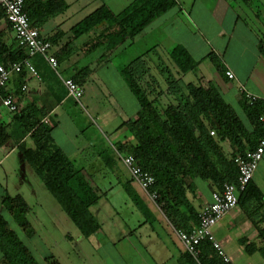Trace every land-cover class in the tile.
<instances>
[{"label":"trees","instance_id":"16d2710c","mask_svg":"<svg viewBox=\"0 0 264 264\" xmlns=\"http://www.w3.org/2000/svg\"><path fill=\"white\" fill-rule=\"evenodd\" d=\"M255 1L241 0L257 17V8L253 9ZM177 5V0H133L114 14L105 3H102L69 29L72 39L66 45L73 44L74 40L94 30V35L81 43L80 50L88 53L93 49H102L104 52L99 56L97 64L107 60L111 62L121 54L122 51L114 52L120 44L127 39H133L150 23ZM68 6L65 0L24 2V10L28 14L30 24L37 28L41 20L63 13ZM2 20L5 21L6 28L0 30V64L8 66L10 63L22 62L28 55L27 49L18 44L15 33L6 19L5 11L0 7V21ZM64 33L66 32L58 31L45 37L51 44L48 53L54 55L57 61L59 58L63 59L64 55L52 53V49ZM257 35L258 51L264 58V35L259 31ZM166 53L175 64L179 76L175 78L170 69H165L167 75L164 77L162 74L165 89L157 83L158 93H153L154 90L150 86L151 81L154 83L157 81L149 74L146 55L116 65L140 108L134 118L123 121L121 125L127 128L134 142L115 143L114 152L117 150L124 155H132L136 166L154 178V183L149 187V192L154 194V201L149 198L150 201L159 207L173 228L188 232L199 221V212L188 197V193H193L196 188L194 180L199 178L207 181L215 190H220L224 183L236 182L237 154L242 155L246 149L255 148L264 133V121L260 120V117H264V99L255 97L254 100H250L247 94L240 93L239 106L245 116L244 120L232 105L226 102L217 86L181 81L186 73L198 74L201 60H195L179 43L168 48ZM204 59L213 65L218 74L226 75L222 60L215 52L210 51ZM57 70L58 66L55 71L59 75ZM91 70L84 67L80 78L72 80L82 88L81 85ZM27 73L26 70L14 72L6 86L0 88L1 95L4 97L11 93L22 98L26 90H22L21 87L28 80ZM165 95H170L172 100L165 98ZM162 100L168 102L163 103ZM47 112V107H38L34 100L29 99L15 112H9L10 121L5 122L0 118V147L8 142L18 147L22 158L29 162L81 235L88 238L101 229V224L90 207L100 200L103 192L89 179L85 169L75 166L73 161L52 143L51 132L57 122L53 118L45 119ZM88 128L82 129L81 132L90 138L86 134ZM211 131L214 132L213 135L210 134ZM25 137L33 141L35 148L21 144ZM223 142L228 143L230 151L224 150ZM92 148L108 170H113L115 156L111 146L96 144ZM130 178L121 183L123 190L132 204L150 219L152 214L132 186L131 182L134 179L131 175ZM237 206L243 213L246 212V218L251 219L252 214L258 217L257 219L253 217L250 222L258 231L261 246L257 247L253 242L246 243V252L252 254L259 250L264 257V196L252 179L246 190L238 195ZM2 207L11 214L29 237L33 235L30 223L25 217L29 207L21 195L5 196ZM261 223L263 225L260 226ZM197 250L198 255L194 258L183 248L179 264H230L223 261L222 256L207 240L201 241L197 245ZM0 264H37L29 249L9 227L2 209H0ZM43 264L61 263L52 256H46Z\"/></svg>","mask_w":264,"mask_h":264},{"label":"rangeland","instance_id":"374dc122","mask_svg":"<svg viewBox=\"0 0 264 264\" xmlns=\"http://www.w3.org/2000/svg\"><path fill=\"white\" fill-rule=\"evenodd\" d=\"M65 1L69 4V8L64 11L63 16L59 15L54 21L58 23L61 18L63 20L59 25H56L53 24L52 17L47 18L50 20L43 31L44 33H50L53 31V27H55L54 30L57 27L60 28L66 32L61 37L62 43H67L72 39L69 29L103 2H106L110 6L111 11L117 14L133 0ZM177 1L179 5L181 4L184 7V12L189 16V20L179 14L183 23H174L170 28L171 32H165L163 26L156 24L163 21L172 23L170 21L174 16L171 12L173 11L172 9L154 20L150 24L151 26L148 25L151 28L149 27L145 34L144 31L133 39H127L120 44L114 52L122 51L121 54L111 61L116 66L117 64L127 63L138 56L146 55L145 59L148 63L149 74H152L157 81L156 83L150 82V86L154 90L153 93H158L159 86L165 89L163 82V76L167 75L165 69H170L173 72V77L178 78L176 66L166 51L176 42L184 40L183 38L187 36L188 31L199 30L200 33L203 32L207 35L205 33L207 30L218 29V23H220V28L229 32L234 14H237L244 25H246L242 28L243 32L244 28L253 27L264 35V0H256L254 3L253 9L257 8V17L241 0H234L232 3L228 2L229 7L226 9L221 7L220 9L219 6L217 11L214 12H212L211 7L214 2L216 3V0H205L206 5L201 7L191 5L192 0ZM221 4L223 3L221 2ZM210 13L215 14L212 16ZM153 25H156V27L154 26V28ZM93 35L94 30L74 40L72 45L80 46L82 42ZM103 52L102 49H93L88 53L82 52L78 57L77 67L88 66L92 70L83 82L85 94L76 103L78 110H74V112L77 113L78 111L80 115V110L92 118L95 124H99V121L95 119L91 105L87 107L85 100H93L96 108L101 107L104 111H109L108 116L111 118V123H109V126L100 128L101 131L98 132L102 136H100L97 143L104 146L111 145L113 151H115L113 143H117V141L116 137L112 135V130L115 128L116 122L121 120L118 113L121 116L123 114L118 110L116 103L96 79V76L93 81L94 75L91 74L92 72L94 73L95 64ZM77 53L79 54V50ZM58 72L63 77L68 75L67 72L72 71L60 72L58 67ZM198 72L200 74L186 73L182 78L180 77L181 81L200 85L201 78L199 75L204 74L206 77L207 72H210L211 76L217 73L207 59H204L198 66ZM52 75H55L54 72L51 73ZM147 79L148 76L146 77ZM223 84V82H220V85ZM147 89L149 90L150 88L147 87ZM166 97L170 101L172 100L170 95H165ZM163 101L168 102V100ZM232 107L245 120L240 107L236 103H232ZM123 130L127 131V128L124 127ZM93 131L88 128L86 134L90 135ZM54 138L58 143L59 141L61 142L74 165L85 169L89 179L95 182L100 191L103 192L100 200L90 207L91 212L101 224V229L88 238L82 236L77 226L63 211L55 197L44 185L42 179L34 172L29 162L22 158L19 150L15 149L7 154L8 148L6 146L1 147L0 197L6 191L10 196L19 194L26 200L29 210L26 211L25 217L35 234L29 237L5 208L2 209V214L17 238L29 249L35 262L43 264L46 256H52L61 264H179V256L183 251L181 243L156 208H154L156 212L154 215L159 217V220L152 221V216L150 219L146 218L132 204L121 184L128 180L130 174L121 160L115 156V153L113 152L115 156L114 169L109 171L102 165L97 166L99 160H95L93 148L85 144L81 137L77 139L71 137V140L65 144L62 143L60 133L56 130ZM225 144L226 142L222 143V146L224 147ZM110 153L112 154V151ZM91 161L93 162V169L90 170L89 164ZM115 177L121 180L120 183L114 182ZM198 181L202 180L199 179ZM132 183L133 186H137L135 182ZM205 187L203 190H205ZM203 194L207 195L206 192ZM239 211L240 207L238 208L237 206L232 209L229 214L230 220L223 226L217 225L216 230L213 231L214 235L217 240L222 242L223 249L230 256L232 264H264V257L259 250L249 257L241 249L243 246H240L238 237L247 235L248 232H245L246 224L243 220H246L247 214ZM260 212L262 213L263 210ZM252 216L255 219L258 218L254 214ZM251 219L248 220L251 221Z\"/></svg>","mask_w":264,"mask_h":264},{"label":"crops","instance_id":"0c3cea01","mask_svg":"<svg viewBox=\"0 0 264 264\" xmlns=\"http://www.w3.org/2000/svg\"><path fill=\"white\" fill-rule=\"evenodd\" d=\"M204 1L205 0H192L191 5L193 4L194 6L196 5L197 7H201L203 5H206ZM221 2L223 4H221ZM228 2L232 3L234 2V0H216V3L214 2V4L211 7L212 12L217 11L219 6H220L219 7L220 9L221 7L223 9H226L227 7H229ZM103 3H105L111 10L110 6L106 2H103ZM83 4H86V3H83ZM172 9L173 11H171ZM170 11L172 12V15H174L170 19L172 23L171 22L167 23L166 21H163V22H159L156 24L158 26L160 25L163 26L165 29V32L167 33L171 32L170 28L172 27L174 23H177V22L183 23L182 19L179 17V14H182L183 18H185L186 20H189V16L184 12V7H182L181 4L179 5V2L177 6L169 9L167 12H170ZM63 13L58 14L54 18H51V20L53 19V24H56V25L60 24L63 18H61L58 21V23L55 22L54 20L57 19L59 15L63 16L64 15ZM214 14L210 13V15L212 16ZM49 20L50 19L44 18L43 20L40 21L39 30L44 37H49L55 32L62 31L58 27L56 28V30H54L55 27H53L52 32L44 33L43 32L44 27L48 25ZM240 20L241 19L239 18V16L237 14H234V18L232 20L233 22H232V25L230 26L229 32L224 29H221L220 23H218L219 24L218 29L216 28V29H213L212 31L207 30L205 32L207 33V35L204 34L203 32L200 33L199 30L188 31L186 34L187 36L185 37L183 36L184 40H181L175 43V44L177 43L182 44L186 48L188 53L195 60H199V61L201 60V62L204 60V57L210 51L215 52L222 60V64L224 66V73L225 71H231L233 73V77L229 78L225 74L224 75L218 74V72L215 75L211 76L210 75L211 73L207 72L206 74L207 78L205 77L204 74L199 75L201 78L200 83L203 86H209V85L217 86L223 98L226 100V102H228L230 105H232V103H236L238 106H239L241 92H244L245 94L254 95L256 97H260L264 99V58L258 51L257 32L259 30L254 29L253 27L251 28L246 27L244 28V32H243L242 28L243 26H246V25H244L242 20L241 22H239ZM238 22L241 24L239 25ZM156 25H153V27L154 26L156 27ZM150 26H147V28H144V30L141 33L145 31L144 32L145 34L147 30H149ZM5 28H6L5 21L3 20L0 21V30H3ZM78 50H79V54L77 53ZM55 52L57 54L64 55L63 59H60V58H59L60 60L58 59L59 61L58 67L60 68V72L61 71L63 72L72 71V72H67L68 75H65V76L62 75L63 77H61L60 74L58 75L57 72L49 66V64L45 61V59L42 56L36 55L32 59V61L34 65L36 66V69L38 70L40 78L32 77L31 75L27 73L28 80L25 84L27 87L26 92L23 93L22 98H19V96H14V98L19 108L22 107L25 104L26 100H29V99L34 100L36 104L38 105V107L40 106L47 107L48 112L46 114L45 119L53 118L57 122L56 126L53 128L51 132V135L53 137L52 143L58 148H60L68 156V153L66 149L61 145V142L59 141L58 143L54 138V132H56V130H58L60 133L62 143L66 144L69 140H71V137H73L74 139L81 137L82 141H84L85 144L89 145L92 148L93 146L98 144L97 143L98 139L100 138V136H102L99 134V132L101 131L103 127L109 126V123H111V118L108 116L109 111H104L101 107L96 108L94 106L93 100L92 101L85 100V101H86L87 107L88 105H91L93 114L95 115V119L99 121V124H95L92 118L88 117V115H86L82 111L80 115L78 114V111L77 113L74 112V110H78L76 107L77 100L67 95L62 79L80 78V75L82 73L81 70L84 67H88V66H84L81 68L77 67L78 57L81 55L82 51L80 50L79 46L75 44L72 45L71 43L69 45L68 44L66 45V43H62V39H60L58 43L54 45L52 49V53H55ZM53 72L55 75L51 76V73ZM91 74L94 75L93 81L95 80V76H96V79L107 90L110 97L116 103L118 110H120V112L123 114V116H121L118 113L121 120L119 122L118 121L116 122L117 124L115 128L112 130L113 131L112 135L116 137L115 139L117 143L124 142V141L134 142V140L130 138L128 130L127 131L123 130L125 126H121V125L123 121L135 117L137 111L140 108V105L138 101L136 100V98L133 96V94L128 89L126 83L124 82L121 75L119 74L116 66H114L108 60L100 64L96 63L94 67V73L92 72ZM198 74H200V72H198ZM220 82L221 83L223 82L224 84L220 85ZM81 86L83 88V85ZM83 91H84V88H83ZM84 94H85V91L82 97L84 96ZM0 118L5 122L10 121L11 119V114L5 108H3L1 104H0ZM88 127L94 130L93 131L94 134L92 133L89 135L90 138L86 137L85 134H82L81 132L82 129L88 128ZM29 139H30L29 137H25L24 140L21 142V144L24 145L25 147L35 148L33 141L31 139L30 141H28ZM5 146L8 148L7 154L11 153L15 149L19 150L18 147L12 142H8L1 147H5ZM223 148L226 151L231 150L227 142ZM114 153H115V156L117 157L116 152ZM94 157L96 158L95 160H99V163L97 164V166L102 165V167L103 166L106 167L104 163L102 162V160L97 155L94 154ZM1 159H0V162H1ZM92 163L93 162L91 161V163L89 164L90 170L93 169ZM198 180L199 178L194 180L196 188L193 193L192 192L188 193V197L191 200L193 206L199 212V210H201L207 203H209L210 193L211 191L215 189L210 186L209 182L203 181V180L198 181ZM252 181L259 188L262 195L264 196V154H263L261 161L258 164L257 169L254 172ZM114 182L120 183V179L115 177ZM132 182H135L137 184V186L135 187L133 186V183H132V186L135 188V190L138 192V194L147 204L153 216L152 218L153 221L159 220V217L154 215L156 214L154 208H156L157 212L161 214L160 216L166 220V222L169 224V226L171 227L173 231V226L166 219V217L161 212L159 207L150 201L149 199L150 197L148 196V194L140 187V185L135 180ZM204 186H206L205 190H203ZM205 192L207 193V195L203 194ZM7 195H8V192L6 191L4 192V194L1 195L0 209H3L2 200ZM237 207L239 208V206ZM230 211L224 216V218L219 223L215 225L213 231L216 230L217 225L223 226L230 220V217H229ZM239 212H242V211L240 210ZM243 220H244V223L246 224V228H244L245 232H248V233L247 235L239 236L238 242L240 246L241 245L243 246L241 248L243 252H245L247 256L251 257L255 252L252 254H248L245 250V244L249 242H253L255 243L257 247H259L261 246V240L259 239L257 235L258 233L257 229L254 227V225H252V223H250L248 218H246V220L245 219ZM261 225H263V223H261L260 226ZM34 234L35 232L33 233V235ZM219 242L222 243L221 241Z\"/></svg>","mask_w":264,"mask_h":264},{"label":"built area","instance_id":"2783aa9c","mask_svg":"<svg viewBox=\"0 0 264 264\" xmlns=\"http://www.w3.org/2000/svg\"><path fill=\"white\" fill-rule=\"evenodd\" d=\"M25 0H0V7L5 11L8 23L13 29L19 45L26 47L28 55L22 62L10 63L8 66L0 64V88L6 86L14 72L26 70L31 76L40 78L38 70L32 59L36 55L42 56L49 66L56 70L58 61L56 57L49 54L51 47L50 42L41 34L39 28L32 26L29 21L27 12L24 10ZM229 78L233 77L231 71H226ZM68 96L79 101L83 95V89L72 79H62ZM26 86L21 87L26 90ZM250 100H254L256 96L246 95ZM0 104L8 112L13 113L18 109V104L13 94L2 96L0 93ZM264 121V117H260ZM214 134L213 131L210 132ZM264 154V133L258 140L255 148L246 149L244 154H237L235 158L238 167V175L236 182L224 183L220 190H213L210 193V201L201 210H199V221L190 231L175 229L173 231L180 241L183 248L196 258L198 255L197 245L207 240L211 242L214 249L222 256L223 261L230 263L231 259L226 254L221 243L216 239L213 228L219 223L224 216L238 204V195L246 190L248 183L253 178L254 172L258 167ZM116 155L126 167L131 177L140 185V187L153 200L154 194L149 192V187L154 183V178L147 172L136 166L132 155H124L116 150ZM154 201V200H153Z\"/></svg>","mask_w":264,"mask_h":264}]
</instances>
